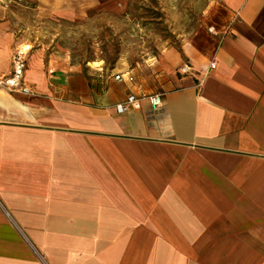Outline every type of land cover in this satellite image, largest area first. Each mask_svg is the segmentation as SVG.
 Here are the masks:
<instances>
[{"label": "crops", "instance_id": "crops-1", "mask_svg": "<svg viewBox=\"0 0 264 264\" xmlns=\"http://www.w3.org/2000/svg\"><path fill=\"white\" fill-rule=\"evenodd\" d=\"M42 1L72 20L132 0ZM13 45L3 21L0 74ZM25 80L0 88V264H264V0H209L111 67L43 42Z\"/></svg>", "mask_w": 264, "mask_h": 264}, {"label": "rangeland", "instance_id": "rangeland-1", "mask_svg": "<svg viewBox=\"0 0 264 264\" xmlns=\"http://www.w3.org/2000/svg\"><path fill=\"white\" fill-rule=\"evenodd\" d=\"M209 0H132L125 13L109 3V11H86L72 20L47 15L42 0H0V23L8 22L14 45L28 42L34 50L43 42H58L77 61L101 58L111 67L118 54L150 51L159 42H176L195 28ZM96 65V64H92Z\"/></svg>", "mask_w": 264, "mask_h": 264}, {"label": "built area", "instance_id": "built-area-1", "mask_svg": "<svg viewBox=\"0 0 264 264\" xmlns=\"http://www.w3.org/2000/svg\"><path fill=\"white\" fill-rule=\"evenodd\" d=\"M33 47L28 42H18L10 55V70L6 74H0V88L19 94H30V88L25 80V71L27 67V60ZM211 68L214 64L210 65ZM189 69L183 67V73ZM117 80L121 79L120 75H116ZM129 80L132 78L129 76ZM153 110H156L161 105V95L153 94L147 97ZM141 99L134 94H128L126 98L115 106L118 114H124L128 111L138 110L140 108Z\"/></svg>", "mask_w": 264, "mask_h": 264}]
</instances>
